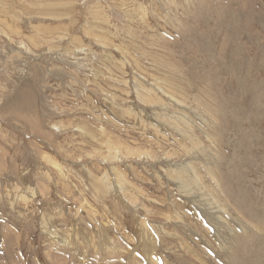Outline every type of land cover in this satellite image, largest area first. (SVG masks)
Returning a JSON list of instances; mask_svg holds the SVG:
<instances>
[{
    "label": "rangeland",
    "instance_id": "obj_1",
    "mask_svg": "<svg viewBox=\"0 0 264 264\" xmlns=\"http://www.w3.org/2000/svg\"><path fill=\"white\" fill-rule=\"evenodd\" d=\"M0 264H264V0H0Z\"/></svg>",
    "mask_w": 264,
    "mask_h": 264
},
{
    "label": "bare ground",
    "instance_id": "obj_2",
    "mask_svg": "<svg viewBox=\"0 0 264 264\" xmlns=\"http://www.w3.org/2000/svg\"><path fill=\"white\" fill-rule=\"evenodd\" d=\"M142 84V83H141ZM129 114V113H128ZM116 115V114H115ZM117 117V116H116ZM136 119V118H135ZM141 119V118H140ZM143 120V119H142ZM124 122V121H123ZM205 123V122H204ZM134 124V123H133ZM141 124V123H140ZM207 125V124H206ZM212 125V124H211ZM214 125V124H213ZM186 127V126H185ZM183 129H184V127H182ZM186 132V131H185ZM188 133L189 134H192V133H190L189 131H188ZM191 137H189V139H190ZM194 142H196L195 140H194ZM191 143H193V142H191ZM191 145V144H190ZM192 145H194V144H192ZM201 146V145H200ZM194 147V146H193ZM198 148H199V146H198ZM201 148V147H200ZM197 150V149H196ZM201 151V150H200ZM129 152V151H128ZM201 155V154H200ZM207 158V157H206ZM206 160V159H205ZM213 161V160H212ZM218 162V161H217ZM217 165V164H216ZM56 168H58V169H62L59 165H56ZM215 168H219V167H215ZM218 170V169H217ZM216 171V170H215ZM217 172H219V171H217ZM211 173V172H210ZM213 174V177H212V180L214 181V191H216V192H224V190H223V184H222V180H221V178H220V176L218 175V174H216V172H213L212 173ZM177 176V175H176ZM185 177V176H184ZM183 180H185L184 178H183ZM185 182V181H184ZM100 193V192H99ZM102 196V195H101ZM252 234V233H251ZM249 236V234L247 233V236H245V238L246 239H248L247 237ZM243 237H244V235H243ZM235 244L236 243H234V247H235ZM230 253V252H229ZM225 254H228V251H226L225 252ZM231 254V253H230Z\"/></svg>",
    "mask_w": 264,
    "mask_h": 264
}]
</instances>
